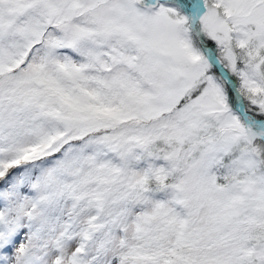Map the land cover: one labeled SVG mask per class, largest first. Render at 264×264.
Wrapping results in <instances>:
<instances>
[{"label": "snow or ice", "instance_id": "obj_1", "mask_svg": "<svg viewBox=\"0 0 264 264\" xmlns=\"http://www.w3.org/2000/svg\"><path fill=\"white\" fill-rule=\"evenodd\" d=\"M0 264H264V0H0Z\"/></svg>", "mask_w": 264, "mask_h": 264}]
</instances>
